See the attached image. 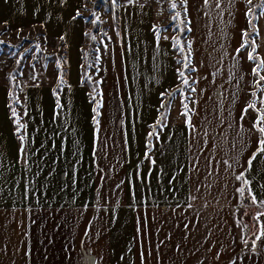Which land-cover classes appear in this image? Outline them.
<instances>
[{"label": "crops", "instance_id": "obj_1", "mask_svg": "<svg viewBox=\"0 0 264 264\" xmlns=\"http://www.w3.org/2000/svg\"><path fill=\"white\" fill-rule=\"evenodd\" d=\"M83 2L0 0V23L41 26L63 42L67 69L59 88L29 86L15 99L0 84V264H264V216L254 219L264 212V154L247 165L258 113L241 119L255 64L251 49L235 51L246 0H184L188 108L174 44L157 40L148 5L120 8L95 107L81 72ZM256 30L264 58L260 14Z\"/></svg>", "mask_w": 264, "mask_h": 264}, {"label": "rangeland", "instance_id": "obj_2", "mask_svg": "<svg viewBox=\"0 0 264 264\" xmlns=\"http://www.w3.org/2000/svg\"><path fill=\"white\" fill-rule=\"evenodd\" d=\"M83 1L80 16L86 28L81 72L89 86L99 88L102 84L104 50L109 44L119 42L121 37L120 8L127 5H148L153 9L154 26L159 28L160 38L167 37V40L174 44L178 68L185 72L184 78L188 80V84L185 85L183 78L180 77L183 105L189 103L193 70L188 50L189 37L184 0H132L131 3L129 0ZM173 3L176 5L175 9L172 8ZM176 13L180 15L173 21L172 17ZM0 41H3L0 43V84L7 85L5 86L8 87L10 95H14L13 99L17 92L21 93L26 87L59 88L66 81V52L63 42L48 38L41 26L11 28L0 23ZM185 64L188 65L187 68L184 67ZM253 92L256 96H253L252 101L255 100L258 106L260 97L258 86Z\"/></svg>", "mask_w": 264, "mask_h": 264}, {"label": "snow or ice", "instance_id": "obj_3", "mask_svg": "<svg viewBox=\"0 0 264 264\" xmlns=\"http://www.w3.org/2000/svg\"><path fill=\"white\" fill-rule=\"evenodd\" d=\"M132 0H129V3H131ZM208 0H205V3H207ZM247 5L251 6L252 5V0H246ZM176 5L175 3L172 4V8L175 9ZM262 9L260 15L264 16V0H261V4L258 6ZM80 15V12H77V16ZM93 15H95V13H93ZM179 13H176L175 16L172 17V20L175 21L178 17H179ZM246 16L248 17H254V9L252 7H248L246 13ZM75 18V17H74ZM249 25L253 28L254 30V34L256 36L259 35L258 30H256L255 25L253 24L252 20H249ZM153 31L155 33H157V40H159L160 36H159V28L157 26H154ZM253 34L249 33L248 31H243L242 32V40L243 42L241 43L240 47L237 48L235 51L237 54H239L242 50L247 49V48H251V51L247 52V59L249 61H252L255 64V67L252 68V75L256 78L254 81V84L256 86H258V88H264V75L261 74V72H264V58H261L260 55L257 53V44H256V40L254 38H252ZM95 37H93L94 39ZM165 39H167V37H164ZM0 43H3V41H0ZM177 45L179 44V41H176ZM190 47V45H189ZM181 51H183V48L180 49ZM187 59V58H185ZM185 68L188 67L187 64L184 65ZM193 71H195V69H192ZM178 75L183 78V83L185 85L188 84V80L185 77V72L182 70H178ZM193 91H195V89H192ZM253 96H256V93L253 92L252 93ZM260 102L262 104H264V94H262L259 98ZM185 107H187V105H185ZM249 109H252L254 111H257L258 115L255 118L252 127L260 133V137L258 138V146H257V150L256 152H254L250 158L247 160V165H248V170L251 169L252 165H253V161L256 159V156L258 154H264V108H257V103L256 101H251L247 104V106L243 109V115L241 116V119L244 118V115H247ZM95 111V109H94ZM12 115L13 117H16V111L15 109L12 110ZM17 124L19 127H24V125H20L19 124V120L17 119ZM151 135V134H150ZM21 140L23 141L24 137L21 136L20 137ZM147 159H151L148 154H145ZM152 163H155L154 161H152ZM224 163L226 165H228V167H233V165L228 164V161L225 160ZM237 180H240L242 182V184L244 185V187H239L237 189L238 193L240 194L241 197L244 196V193L246 191V186L248 185L249 181L244 179V173H240L239 175H236L235 177ZM248 191V195L250 197L251 203L252 204H257V197L255 195L252 194L251 189H247ZM259 206L261 208H264V202H260ZM260 216H264V212H261L259 214V216L254 217V219L257 221V223H259L260 221ZM260 234L256 235V240H260L262 237H264V229H260ZM245 243H247V241H244Z\"/></svg>", "mask_w": 264, "mask_h": 264}, {"label": "trees", "instance_id": "obj_4", "mask_svg": "<svg viewBox=\"0 0 264 264\" xmlns=\"http://www.w3.org/2000/svg\"><path fill=\"white\" fill-rule=\"evenodd\" d=\"M261 4V0L258 1H253L252 5L250 7H252L254 9V17H248L247 18V30L249 33L253 34V37L255 38V34H254V30L253 28L249 25V20L251 19L253 24L255 25L256 28V23H257V17L258 15L261 13L262 9L260 7H258ZM91 91H90V97L91 100L93 102V104L95 105V107H99L100 104V100H99V95H100V89L97 86L91 85L90 86ZM97 95V96H96ZM95 99V100H94Z\"/></svg>", "mask_w": 264, "mask_h": 264}]
</instances>
